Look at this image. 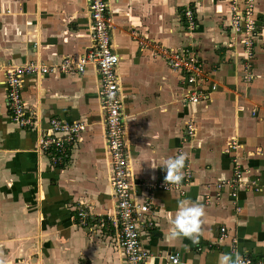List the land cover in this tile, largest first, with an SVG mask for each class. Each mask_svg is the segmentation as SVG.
I'll return each instance as SVG.
<instances>
[{"label": "crops", "instance_id": "0c3cea01", "mask_svg": "<svg viewBox=\"0 0 264 264\" xmlns=\"http://www.w3.org/2000/svg\"><path fill=\"white\" fill-rule=\"evenodd\" d=\"M187 8L196 23L189 39ZM107 14L120 57L117 72L127 116L131 191L138 202L150 199L153 210L152 226L140 237L146 264H170L171 254L178 255L180 264H218V254L233 250L264 258V66L257 65L264 61V0H256L254 14L259 31L255 48L263 52L261 58L257 53L253 58L248 82L242 80L239 61L244 56L229 26L228 0L111 1ZM89 22L87 0H0V71L5 65L31 61L55 64L85 52ZM142 39L177 51L192 41L206 74L188 85L183 73L141 46ZM0 77V183L9 186L1 187L3 193L13 194L6 210L16 230L11 227L7 234L18 239L14 246L7 245L11 252L25 258L40 240L39 250L60 264H126L112 229L98 234L74 226L78 231H72L67 216L60 215L71 206L73 214L79 207L113 213L97 71L89 67L83 73L71 69L25 76L22 99L37 117L32 129L11 120L1 73ZM212 83L216 89L208 99L181 100L192 88L210 89ZM238 90L250 98L238 101ZM51 117L87 125L71 145V162L57 173L46 153L36 147L37 134ZM189 123L195 128L190 136ZM181 153L192 172L184 195L145 186L165 182L162 165ZM236 177V197L231 188L216 187ZM180 201L204 206L197 244L169 238ZM40 204L39 225L46 229L34 239L33 210ZM221 227L226 229L224 239ZM58 239L72 242L74 251L50 248Z\"/></svg>", "mask_w": 264, "mask_h": 264}, {"label": "built area", "instance_id": "2783aa9c", "mask_svg": "<svg viewBox=\"0 0 264 264\" xmlns=\"http://www.w3.org/2000/svg\"><path fill=\"white\" fill-rule=\"evenodd\" d=\"M122 0H87V10L90 18L89 38L90 43L86 51L78 55L66 57L55 64H40L38 62H26L22 64L6 65L3 71L4 86L6 93V105L11 120L21 128H34L36 119L30 109L22 99V82L25 76L34 74H46L50 71L58 70L68 73L71 69L83 73L87 68L92 67L97 71L99 77V99L100 109L103 115V138L106 145V157L110 168L109 179L112 196V214H93L92 211L79 207L75 216L76 224L93 230L95 227L112 229L114 231L116 245L122 250L126 264H146L148 257L141 242V234L144 228L152 226L150 219L153 212L150 199L138 202L133 198L131 187V169L129 164V154L126 137V115L124 104L120 94V77L117 72L119 66V54L116 51L112 25L107 14L110 2ZM230 3V28L234 39L241 45L243 63L247 68L243 71L246 82L249 81L251 68L247 63L252 62L254 46L258 38V26L254 18L256 0H228ZM187 20L186 35L191 38V33L195 30L196 23L193 12L190 8L184 11ZM238 37V38H235ZM153 51V56L161 59L170 69L179 71L185 76L188 85H194L198 79L204 77V65L194 50V44L187 43L185 49L177 51L165 46L139 42ZM216 84L212 83L210 89H195L184 94L181 100L184 103H191L198 100H206L209 93L215 91ZM85 122H65L57 117H51L47 126L41 130L42 136L37 145L41 151H47L50 160L57 161L68 154V145L72 143L81 131L86 128ZM194 125H187V134L190 136L194 132ZM36 145V146H37ZM233 146V145H232ZM38 148V147H37ZM56 150L60 155L52 153ZM183 181L177 185L173 183H151L146 184L151 191L156 189L175 190L180 194H185V189L192 184V172L187 166L183 169ZM239 177V173L237 175ZM238 177L232 180L221 181L216 184L217 188H231V194L236 197L237 192L234 183ZM239 183V182H238ZM257 190V187H255ZM226 237L225 227L220 228V238ZM242 255V254H241ZM245 260L251 264H264V258L254 259L248 255ZM173 257L168 256L170 264H176ZM180 264V261H179Z\"/></svg>", "mask_w": 264, "mask_h": 264}, {"label": "rangeland", "instance_id": "374dc122", "mask_svg": "<svg viewBox=\"0 0 264 264\" xmlns=\"http://www.w3.org/2000/svg\"><path fill=\"white\" fill-rule=\"evenodd\" d=\"M255 47H257V44L254 46L253 58L255 57V55L257 53ZM262 52H263V50H260L257 53V57L261 58ZM241 59H243V58H240L239 62H240L241 68L243 70L244 68H247V66H245L244 64H241ZM251 60H253V59H251ZM257 63H258L257 65H263L264 66V61L260 62L261 64L259 62H257ZM247 65H249L251 68V73L248 76L249 80H250V79H252L251 78L252 77V62L249 61V63H247ZM5 67H7V66L5 65ZM5 67L3 69H1V71H0V73L2 75H3V71L5 70ZM245 74H246V72L243 71L242 72V78ZM3 78H4V75H3ZM242 80L245 81L244 78ZM234 86L236 89L237 85H234ZM235 95H237L236 97H237L238 101H243L244 99L246 100V99L250 98V94L248 92L244 93L242 90H238L235 93ZM33 115H34V117L36 119V123H37L36 114L33 113ZM33 127H35V126H33ZM30 129H32V128H30ZM40 129H42V128H40ZM41 134H43V133H41V130H40V132H38V134H37L36 145H37V143H39V139L42 136ZM36 147H38V150L40 149L39 145H37ZM70 162H71V158H70L68 164ZM1 187H9V186H6L5 184L0 183V197L2 199V200H0V262H2V264H50V263L51 264H60V263H57V261H58L57 258L53 257L52 255H46V253L44 251L39 250L40 248L43 247V245L39 244V242H41L40 240L39 241L37 240V243L35 242V246H34L33 250L34 249H36V250H34V251L32 250L31 252H27V254H29V256L27 254L25 255V258H22V257L17 258V256H14V254L11 252L12 247H9L7 245H13L14 246V244L17 242L18 239L16 238V236H13V233L7 234V229L12 227L11 230L15 231L16 226L11 223L12 222L11 220H9L10 211L6 210V208L9 205V203L8 202L6 203V201H10L13 198V194L9 191L8 192L5 191L3 193V189ZM41 207H42L41 204L37 205L35 210H33L37 213L35 216H33L35 221H36V227L34 229L31 228V232H32L31 236H34V239L39 238L40 233H43L46 229V227H44L42 224L39 225V223H40L39 221H42L41 217L38 215V213L41 212V209H40ZM30 208L31 207H28L26 209L32 210ZM70 210H72V211H70ZM93 210H91L93 214L94 213L95 214H102L101 212H99L96 209H93ZM33 211H29V212H33ZM76 213H77V210H76ZM76 213L73 214V207L71 206V207H68V210L66 212H63L62 214H60L61 217L67 216V220L71 225L69 227V229L72 228V231H74V230L78 231V230L74 229V226L81 227L80 225L76 224V220H75ZM4 215H8V216L6 218H3ZM55 215H57L56 217H58V214H55ZM18 217L21 218V215L19 214ZM42 218L44 219V214H43ZM83 228H86V227H83ZM86 229H88V228H86ZM104 230L105 229H103L102 231H99V229L97 227H95L93 230H89V231L90 232H96V233L98 231V234L99 233L100 234H106V233H104L105 232ZM106 231L110 232V229H107ZM115 243H116V240H115ZM50 248H61V249H65V250L71 249L72 251H74L72 242H70V241L67 242L65 240L63 241L61 239L60 240L58 239L57 244L53 247H50ZM68 257H73V256H68ZM65 260H66V262L69 261L66 258H65ZM61 264H63V263H61Z\"/></svg>", "mask_w": 264, "mask_h": 264}, {"label": "clouds", "instance_id": "9594fccd", "mask_svg": "<svg viewBox=\"0 0 264 264\" xmlns=\"http://www.w3.org/2000/svg\"><path fill=\"white\" fill-rule=\"evenodd\" d=\"M186 155L181 153L176 157L167 158L162 165L166 175L165 183L179 185L184 178L183 169L185 168ZM204 206L199 203L179 202V210L172 220V228L169 233L170 239L188 238L194 244L199 243V233L201 229V218L204 216ZM176 264H179V258L173 257ZM2 264V262H0ZM218 264H251L245 260L239 251L233 250L228 253L218 254Z\"/></svg>", "mask_w": 264, "mask_h": 264}, {"label": "trees", "instance_id": "16d2710c", "mask_svg": "<svg viewBox=\"0 0 264 264\" xmlns=\"http://www.w3.org/2000/svg\"><path fill=\"white\" fill-rule=\"evenodd\" d=\"M71 145H73V142L70 143V146L68 145V149H69L68 151L69 152H68L67 156H63L62 159L57 160V161H53V162L50 160L51 161L50 163L53 165V173H57V171H59V169L64 168L68 164V162L71 158ZM45 153L48 156V158L50 159V156H49L50 153H48L47 151H45ZM52 153L55 154L56 156L60 155L59 152L56 150H52ZM50 179L56 180V177L50 176Z\"/></svg>", "mask_w": 264, "mask_h": 264}]
</instances>
